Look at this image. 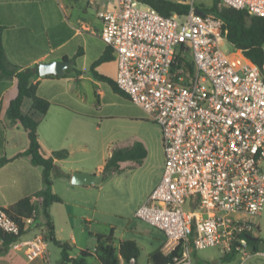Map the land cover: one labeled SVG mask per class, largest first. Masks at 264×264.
<instances>
[{"label":"built area","instance_id":"1","mask_svg":"<svg viewBox=\"0 0 264 264\" xmlns=\"http://www.w3.org/2000/svg\"><path fill=\"white\" fill-rule=\"evenodd\" d=\"M116 1L98 13L114 81L159 126L164 153L160 182L135 217L164 234L167 254L178 251L167 264H193L195 252L218 248L223 255L234 244L240 260L233 264L264 259V244L252 251L243 237H257L264 206V66L237 49L225 53L223 20L194 0L182 1L185 15L171 17L145 0ZM218 7L264 16V0H218ZM0 230L14 237L24 231L9 248L50 263L34 217L21 227L0 208Z\"/></svg>","mask_w":264,"mask_h":264},{"label":"crops","instance_id":"2","mask_svg":"<svg viewBox=\"0 0 264 264\" xmlns=\"http://www.w3.org/2000/svg\"><path fill=\"white\" fill-rule=\"evenodd\" d=\"M116 7V0H0L3 48L7 60L18 71L42 62H73L72 68L62 77L39 76L32 80L33 84L37 85V94L50 103L47 113L37 127L43 154L45 157H52L56 151H67L65 159H55L54 163L57 171L70 177L53 175L51 189L62 202L49 206L48 213L54 225L56 240L73 245V257L83 250L93 253L97 246L96 235L108 234L91 232L89 228L82 227L83 221L87 227L93 215L102 212L101 187L100 184L73 185L72 173L80 171L101 174L106 160L115 149L130 148L136 142L143 144L147 151V157L140 164L141 167L148 166L150 156L149 140L146 136H128L125 132L115 143L111 138L105 139L102 134L104 123L119 121L127 125L134 121L148 120L145 113L127 96L122 97L114 93L108 84L96 80L91 73L92 64L107 49L100 36L102 21L98 13ZM95 71L114 80L117 66L113 59L98 65ZM88 89L90 96L87 94ZM16 96L17 79L14 76L0 78V159L8 160L0 165V208L6 209L31 196L37 224H43V214L40 220L37 214V206L42 210V199L37 197V194L45 190L43 170L32 161L28 152V141L24 146L19 145V136L25 135L27 138L24 129L19 123H11L6 118L9 104ZM30 109L31 101L25 100L21 112L28 114ZM96 154L100 155V158L98 162L92 163L91 159ZM162 155L163 160L158 166L159 176L148 187L144 198L160 182L164 166L163 148ZM132 164L135 163H123L121 168ZM258 227L260 231V226ZM111 231L114 235V231ZM32 235L30 233L28 236ZM165 243L164 238L157 249L166 255ZM51 245L56 249H50ZM48 252L49 264H60V250L48 243ZM0 264L47 263L40 260L30 262L22 251L9 248L0 254ZM119 264L124 263L120 261Z\"/></svg>","mask_w":264,"mask_h":264},{"label":"trees","instance_id":"3","mask_svg":"<svg viewBox=\"0 0 264 264\" xmlns=\"http://www.w3.org/2000/svg\"><path fill=\"white\" fill-rule=\"evenodd\" d=\"M144 3L156 10L163 17H171L176 14L183 16L188 11V5L182 2L171 0H145ZM206 13H212L221 18L224 22L226 30V40L235 49L239 50L243 57L259 68L264 66V16H251L246 11H239L229 8L218 7V0H213L210 8H203ZM2 31L0 26V78L15 77L17 79V96L13 99L6 111V118L11 123H19L27 134L28 152L32 161L40 166L43 170L45 190L37 194L41 197V212L45 218L43 224H38V227L43 230L45 240L55 245L60 250V264H86V260L95 256L100 264H119L122 261L124 264H129L131 259L135 260V264L140 255V249L135 241L124 240L115 244V238L111 231L108 235H96L97 246L94 252L87 250L80 251L76 257L71 256L74 247L70 243H61L55 238L54 225L50 219L48 208L52 204L61 203V198L52 192L53 175L61 174L70 177L68 174H63L57 171L54 163L55 159H65L67 151H56L52 157H45L43 149L38 140L37 127L45 114L47 113L50 103L48 100L41 98L37 94V85L33 84L32 80L39 77L38 65L18 71L16 67L11 65L7 60L5 50L2 44ZM112 50L107 47L102 56L96 60L91 66L92 76L101 82L108 84L114 93L126 97V95L117 87L114 80L100 75L95 71V68L105 62L113 60ZM191 67V64L187 62ZM25 100L31 101V109L28 114L21 112L22 104ZM147 157V151L143 144L136 142L130 148L115 149L111 156L106 160L102 172L104 174L116 173L120 171L121 164L132 162L140 165ZM6 158L0 159V165L7 163ZM33 197H25L17 203L6 208L8 216L19 223L22 227V219L34 217L37 220L35 206L32 201ZM26 233L22 231L21 237ZM4 234L0 230V254L9 249L10 245L20 239ZM247 247L252 251L260 248L264 242L250 235H244ZM240 245L234 244L230 252L221 255L218 259L219 264H233L239 261V252L237 248ZM178 251H173L167 255L163 254L160 249L155 250L148 257L149 264H167L172 258L177 255Z\"/></svg>","mask_w":264,"mask_h":264},{"label":"rangeland","instance_id":"4","mask_svg":"<svg viewBox=\"0 0 264 264\" xmlns=\"http://www.w3.org/2000/svg\"><path fill=\"white\" fill-rule=\"evenodd\" d=\"M176 2L188 0H171ZM197 7L201 9L210 8L213 0H194ZM223 51L227 54L236 53V49L226 42ZM90 96V89L87 92ZM125 126V127H124ZM126 132V133H125ZM125 134L128 136H146L149 140L148 166L132 164L123 166L121 171L108 173L100 183V213L93 215L90 225L86 227V222H82L83 228H89L91 232L100 234H110L114 231L115 244L119 240L135 241L140 249L138 264H149L148 257L164 241V234L156 228L146 224L135 217L136 209L144 202L148 187L154 183L159 176L158 166L162 162V142L161 130L158 125L150 120L143 122H130L127 125L121 122H110L102 125L104 138H111L113 142H118ZM20 146L26 145L25 135L18 137ZM88 157V155H86ZM100 155L96 154L91 162H98ZM88 164H91L88 162ZM264 170V162L262 163ZM38 219L42 217L40 208L37 206ZM259 218V219H258ZM255 219L260 226L259 236L264 242V206L260 217ZM259 220V221H258ZM166 239V238H165ZM56 249L50 246V249ZM221 253L218 248H208L195 252L193 264H219L218 259ZM240 260V259H239ZM86 264H100L95 257L86 260ZM244 264H264V259L251 257Z\"/></svg>","mask_w":264,"mask_h":264},{"label":"water","instance_id":"5","mask_svg":"<svg viewBox=\"0 0 264 264\" xmlns=\"http://www.w3.org/2000/svg\"><path fill=\"white\" fill-rule=\"evenodd\" d=\"M197 14L202 15L203 12L199 9L195 11ZM73 62L71 60H59L42 62L38 64V74L40 77L54 76L62 77L65 72L71 69ZM106 177V174H90L85 172L76 171L71 175V183L76 186H92L100 184ZM262 249V246H260Z\"/></svg>","mask_w":264,"mask_h":264}]
</instances>
